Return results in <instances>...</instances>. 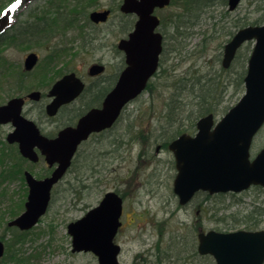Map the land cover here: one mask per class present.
Instances as JSON below:
<instances>
[{
  "label": "rangeland",
  "instance_id": "rangeland-1",
  "mask_svg": "<svg viewBox=\"0 0 264 264\" xmlns=\"http://www.w3.org/2000/svg\"><path fill=\"white\" fill-rule=\"evenodd\" d=\"M10 1L0 0V10ZM173 1L163 13L165 19L176 16V25L190 20L194 27L184 31L185 35L192 32L191 36L179 37L178 46L184 49L180 47V53L168 65L165 87L152 99L146 95L143 99L147 101L129 107L120 127L110 134L112 137L120 129L115 144L112 138L100 136L79 148L64 182L54 190L47 215L25 233L5 231L6 222L25 210L22 170L31 172L35 179H43L49 171L43 160L36 165L21 161L16 148L5 141L10 128L0 126V240L6 248L0 264H97L95 255L71 253L66 227L111 191L123 198L125 207L123 227L116 238L122 247L119 264H215L211 256L197 253L199 229L224 233L264 229V215L260 216L263 188L252 187L240 194L198 193L187 206H180L172 187L174 157L168 149L156 150L183 132L193 135L196 121L208 113L219 120L241 99L246 64L254 45L244 44L227 71L221 67L224 45L244 27H233L234 22L255 25L254 21L264 14V1L242 0L229 14L226 4L196 11L193 0ZM23 2L22 8L7 7L12 13L10 25L16 26L7 31L8 39L0 44V105L33 87H40L46 94L65 73L75 71L84 76L89 66L101 59L105 45L126 36V18L119 11L122 0ZM104 9L112 11L109 21L92 25L89 14ZM62 19L65 23L73 19L76 27H60ZM50 23L58 27L48 33ZM41 27L45 30L38 33ZM83 38L87 45L82 43ZM30 52L39 55V62L21 83L23 60ZM108 59L105 56L104 61ZM163 95L171 97L169 105H164ZM41 107L33 106L29 117L37 116ZM208 109L212 111L206 112ZM263 147L264 126L253 139L251 157ZM4 170L10 175L5 180L16 179L13 183L3 184ZM251 217L259 223L252 225V230L245 225Z\"/></svg>",
  "mask_w": 264,
  "mask_h": 264
},
{
  "label": "water",
  "instance_id": "water-1",
  "mask_svg": "<svg viewBox=\"0 0 264 264\" xmlns=\"http://www.w3.org/2000/svg\"><path fill=\"white\" fill-rule=\"evenodd\" d=\"M169 3L170 0H123L119 7L121 13H136L140 18L132 38L135 44L141 41L145 48L134 54L130 49L131 41H121L119 48L125 51L129 67L107 97L104 109L87 113L77 128H66L56 138L48 139L40 134L33 122L21 116L23 99L13 98L1 105L0 125L11 122L15 126L6 141L17 142L23 158L36 162V147L50 166L58 164L52 175L42 180L25 173L29 185L25 211L8 226L24 231L36 226L48 209L51 189L68 171L79 144L87 140L90 133L109 128L125 103L139 95L155 71L160 51V38L153 34L158 20L151 14L156 7L164 8ZM227 3L231 12L242 2L228 0ZM109 15L110 10L93 11L89 20L104 23ZM249 41L254 42V48L247 62L245 93L241 99L217 123L212 114L206 115L197 121L194 137L184 134L169 145L177 171L173 192L182 206L200 191L217 195L240 194L252 186L264 189V148L250 159L252 140L264 125V25L238 30L224 45L222 67L229 68L236 52ZM140 59L146 60L147 64H140ZM37 62L38 55L31 52L24 61L25 69L31 71ZM83 88L84 84L73 73L55 82L48 94L55 97L47 105L48 115H55L61 105L74 100ZM29 97L38 99L39 93L34 92ZM122 202L117 193H107L98 206L71 222L67 232L72 236V251L90 252L97 256L98 264H118L119 246L113 241L121 226ZM197 239L198 253L211 255L216 264H264V229L231 233L209 230L200 232ZM4 249L0 242V257Z\"/></svg>",
  "mask_w": 264,
  "mask_h": 264
},
{
  "label": "flooded vegetation",
  "instance_id": "flooded-vegetation-1",
  "mask_svg": "<svg viewBox=\"0 0 264 264\" xmlns=\"http://www.w3.org/2000/svg\"><path fill=\"white\" fill-rule=\"evenodd\" d=\"M227 1L228 0H226L225 3L228 6ZM173 3H174V1L170 0V3L166 7H164V8L156 7L151 14L152 17H155L158 20V23H157V25L153 31V34L156 35L157 38H160V42L158 44L160 51H159V55L157 57L158 61H157L156 67L154 69L155 71L152 73V75L149 77V79H147V82H146L144 88L140 91L139 95H137L135 98L129 100V102L125 103V105L121 108V110L119 112L118 118L110 125L109 128H106V129L98 131V132L90 133L88 135V139L79 144V146L77 147L78 150H77L76 154L74 155V158L72 159L73 162L78 157L79 148L82 145L87 144L92 139L98 138L100 136L101 137L104 136V137H108V138L110 137L113 139V143L115 144L114 139H117V138L120 139V136H119L120 129H119L118 134H114V136H112V137L110 136V134L111 133L113 134L115 132V130H117L120 127L119 124L123 120L125 112L129 109V107L131 105L138 104V102L140 100H146L147 101L148 99H143L146 95H148V97H150V99H152L154 97L155 93L161 92L160 91L161 87H165V84H166L165 80L169 76L168 65L173 60L175 55L180 53V51H181L180 47L183 48V46H180V47L178 46V43L180 41L179 37L182 38L183 36H185V37L191 36L192 32L186 33L187 35H185L184 31L189 29V28L194 27L192 25L193 22H190V20L187 23L181 22L179 26L176 25V22H175L177 20L176 16L170 15L167 19H165V17L163 16V13L165 11H167V9L172 7ZM229 13H230V11H228L226 14H229ZM111 14H112V11L110 10V15L107 18L108 21H109V18L111 17ZM122 16L124 18H126V23H125V27H124V29H126V36L124 38L117 39L115 41V43L112 44L111 46L105 45V49L103 48L100 51L101 55H102L101 59H99L97 62H95L94 64L89 66V68L85 72L84 76H82V75L79 76L74 71V72L65 73V74H63V76H61L59 78V79H62L65 75L71 74V73L76 74V76L81 80L82 84H84V88H83L82 92H80L78 94V96L75 97L74 100L61 105L60 108L55 112V115L50 116L47 113V105H49L55 98V97L54 98L49 97L48 94H49L50 90L52 89L53 84L59 79H57L56 81L53 82V84L51 85L52 87L48 90V92L46 94H42V92L39 89L40 87H38V88L33 87L30 90H27V91L25 90L22 93V96L18 95L15 97H11L6 103L1 104V105L7 104L13 98L23 99V105L21 108L22 109L21 116L24 117L25 119L33 122L35 124L36 128L39 129L40 134L44 137H47L48 139L56 138V136L59 134V132L66 130V128H69V127L70 128H77V124L79 123V121L82 118H84L87 115V113L92 112V111H97V110L98 111L103 110L104 106H105L104 103L107 100V97L116 88V86L118 84L117 82H118L120 76L122 75L123 71H125L127 69V67H129L128 62L126 61L125 51H123L119 48L121 41H123V40L129 41L130 40L132 43L130 49L133 51L134 54L139 52V51L144 50V48H145L141 44V41H138L137 44H135V39L132 38V35L136 31V24L140 19L138 17V15L136 13H125V14H122ZM108 21H106V22H108ZM106 22H104V23H106ZM104 23H93V24L94 25H104ZM182 28H183V32L181 30ZM88 43H86V45ZM237 53L235 54L234 60L237 57ZM27 56H28V54H27ZM105 56L109 57V59L106 61H104ZM26 57L23 60V73H21V77H22L21 83H24V79L30 75V73L37 67V64L39 62V58H38V62L36 63V66L34 68H32L31 71H27L25 69V66H24V61H25ZM38 57H39V55H38ZM234 60H233V62H234ZM232 63L230 64L229 68H224V67H222V62H221L222 70L223 69L226 71L229 70L231 68ZM140 64H147V62L144 59H140ZM243 80H244V78H243ZM191 81L192 80H189V82H191ZM184 82L188 83L187 80H185ZM192 82H197V80H194ZM21 83L19 84V81L17 82V84L20 88H21ZM21 90H22V88H21ZM34 92L39 93L38 99H31V97H29ZM158 95H160V94H158ZM164 96L165 95H163V97ZM170 99H171V97H168V98L164 97V100H165L164 105H169L171 103ZM1 105H0V107H1ZM36 105H42L41 110L39 111L37 116L30 118L28 115V111L32 112L33 106H36ZM45 123L50 124L51 127L46 126ZM0 126H7L10 128L11 132L8 133L7 136L9 134L13 133V131H15L14 130L15 126L11 122L7 123V124H2ZM195 131H196V126H195V130H194V134H195ZM185 134H188V133H185ZM194 134L193 135L188 134V135L194 136ZM181 135H183V134H181ZM181 135H179V136H181ZM179 136H177V137H179ZM6 137H5V141H6ZM176 138H174V139H176ZM173 140L170 141L169 143H167L168 145H165V143L163 144V146L159 145L156 150L157 151H160V150L163 151L164 149L169 150V145L171 142H173ZM6 142L8 143V141H6ZM113 143H111V144L114 147ZM8 145L10 147L14 146L16 148V150L19 152L21 161H23V162H28L30 164L36 165L39 162H41V160H43L45 162V164H47L48 171H49V174L46 177H44L43 179L51 176L52 173L54 172V170L56 169L57 165H58V164H54L53 166H50L47 163V161H45V157L41 154V151L38 150L36 147H35L34 151H36L38 154V160L36 162H33V161H30L29 159L23 158L21 156L20 151L18 150L19 148H18L17 142H14L13 144L8 143ZM73 162L71 163V166H72ZM71 166L68 168V171L66 172V174L63 175V177L58 180V183L53 186V188L50 192L51 198L49 201L48 210L52 204L51 202L53 201L54 190L58 187L59 184H62L64 182V177L68 174ZM21 170L22 169H19V171H21ZM22 172H23L22 179H20V181L21 182L23 181L25 184L24 190L26 191V194L24 193V196L27 195L26 201L24 202V204H25L27 202V198L29 195L28 194L29 185L26 182L25 173L29 172V171L25 169V170H22ZM29 173L32 175L31 172H29ZM32 176L34 177V175H32ZM15 180H4L3 184L4 183H6V184L13 183ZM39 180H42V179L39 178ZM107 193H111V192H107ZM107 193H105L101 197V200ZM2 196H4V195H2ZM119 197L123 201L122 202V210H121L122 214H121V217L119 219V221L121 222V226L118 228L117 234L114 237V241H113V243H115L119 246L118 258L122 254V247H121V244L117 243L116 238L118 237V234L120 233V230L123 227L124 221H122V217H123V214L125 212V207L123 206L124 200L120 195H119ZM0 200H2V199H0ZM101 200L97 205H99L101 203ZM25 205H24V207H25ZM47 212H46V215H47ZM21 214L22 213H19L15 217H13V218L11 217L12 220H10V221L17 219V217L20 216ZM10 221L6 222V227H7L5 230L6 232L11 230V229L18 231L19 233H25V232H28L31 230V229H29L28 231H24V230H21L19 227L8 226V223ZM69 225H70V223L68 224V226ZM67 227H66V233L68 234ZM199 233H200V229H199ZM199 233L197 234V236L199 235ZM68 235L70 236V234H68ZM70 238H71V242H72V236H70ZM0 241L2 242V244L5 248V243L3 242V240H0ZM196 250H197V247H196ZM5 252H6V248L4 249L3 256L0 257V261L3 260L2 258L5 256ZM71 253L92 254L90 252H83V251L80 253L73 252L72 251V245H71ZM197 253H198V250H197ZM92 255H94V254H92ZM198 255L200 256L201 254L198 253ZM201 256H203V255H201ZM96 258H97V256H96ZM118 258H117V260H118ZM97 264H98V258H97ZM118 264H119V260H118Z\"/></svg>",
  "mask_w": 264,
  "mask_h": 264
},
{
  "label": "trees",
  "instance_id": "trees-1",
  "mask_svg": "<svg viewBox=\"0 0 264 264\" xmlns=\"http://www.w3.org/2000/svg\"><path fill=\"white\" fill-rule=\"evenodd\" d=\"M264 1V0H263ZM226 0H193V3H194V5H195V10L196 11H199V9H202V8H206V7H210V6H215V5H218V6H222V5H225L226 3ZM262 9H264V8H262ZM70 17V16H69ZM260 22V23H259ZM63 23V24H62ZM264 23V14L259 18V19H256L255 21H254V23L253 24H255V25H259V24H263ZM234 25H233V27H237V28H240V27H243V26H245L246 25V23H242V24H239V22L237 21V22H234L233 23ZM61 25H62V27H64L65 29H70V28H72V27H76V23H74V21H73V19H68V20H66V23L63 21V19L60 21V23H59V26L61 27ZM58 27V24L57 25H55L54 23H53V26H52V24L50 23V25H48V27H47V32L48 33H51V30L54 28V27ZM45 30V27H41V28H38V33H40V31H44ZM21 33H23V31L21 32ZM8 38L5 36V35H2V36H0V44L1 43H3L5 40H7ZM83 40L84 41H82V43L84 42V45H86V43L87 42H85V38H83ZM68 51H71V49L70 50H68ZM212 110H206V112H211ZM2 178V180H5V179H10V175H9V173H7L5 170H4V172H3V176L1 177ZM252 215V214H251ZM262 215H264V208L262 209V213L260 214V216H262ZM252 216H254V215H252ZM249 218V217H248ZM257 224H259L258 222L256 223V221H255V219H252V217H251V220H249V222H246V226H247V228L248 229H250V230H252V229H254L253 227H252V225L255 227V226H257Z\"/></svg>",
  "mask_w": 264,
  "mask_h": 264
},
{
  "label": "snow or ice",
  "instance_id": "snow-or-ice-1",
  "mask_svg": "<svg viewBox=\"0 0 264 264\" xmlns=\"http://www.w3.org/2000/svg\"><path fill=\"white\" fill-rule=\"evenodd\" d=\"M20 0H17V4L13 5L12 8L14 9L18 4H19Z\"/></svg>",
  "mask_w": 264,
  "mask_h": 264
}]
</instances>
